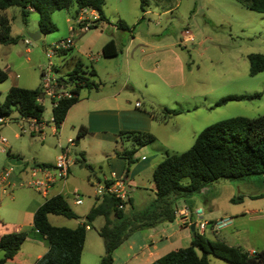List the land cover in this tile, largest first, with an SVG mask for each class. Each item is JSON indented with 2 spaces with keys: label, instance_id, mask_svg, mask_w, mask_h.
Here are the masks:
<instances>
[{
  "label": "rangeland",
  "instance_id": "obj_1",
  "mask_svg": "<svg viewBox=\"0 0 264 264\" xmlns=\"http://www.w3.org/2000/svg\"><path fill=\"white\" fill-rule=\"evenodd\" d=\"M140 5L141 0H105L103 11L109 23L98 21L88 30H76L71 34L69 26L74 18L71 12L56 10L51 15L56 30L42 34L38 40L28 36L38 30V13L32 10L24 17L20 7L7 8L5 14L10 21V35L18 37V40L0 44V67L8 75L0 82V102L11 86L38 87L40 71L48 61L45 50L69 36H74L73 45L81 52L79 57L83 63H97L98 76L93 78L97 82L100 80L105 90L110 89L105 80L111 74H116L117 78L127 76L124 69L117 66V63H125L122 37L118 36L126 39L131 35L112 26L122 20L131 26L132 34L142 40L139 45L143 48L145 63H160L158 74H143L148 84L140 86L142 93L138 94L140 104L137 103V107L150 113L163 106L182 110V113L169 117L166 123L155 122L147 131L156 137L147 145L146 153L148 159L155 156V166L166 152L180 153L189 149L197 134L212 123L235 116L256 117L264 112V71L250 75L248 59L252 53H264V13L250 10L236 0H143L142 8ZM143 10L150 12L143 14ZM185 30L193 36L192 41L184 40ZM109 36L119 40L117 46L120 52L116 57L104 58L99 55V48ZM24 39H29L30 43L26 44ZM87 53L94 57L92 61L86 57ZM51 61L56 68L63 63L60 54H54ZM167 63H173L175 71L171 79L173 86L169 88L160 79L165 76ZM150 77L154 79L153 84ZM86 91L93 90L81 89L80 99ZM253 93H260L261 96L214 106L223 96ZM43 106L42 133H30L27 121L23 120L16 107L7 115L8 122L0 126V136L8 144L3 151L0 142V170L12 167L9 180L19 183L21 177H26L22 171L25 168L35 163L51 164L62 150L66 152L71 164L64 197L71 204V193L76 189L83 205L74 207L79 218L68 219L51 214L49 220L56 226L74 228L85 221L81 210L94 198L93 184L109 172L104 152L113 150L115 144L99 143L90 134L76 140L77 128L73 129L69 118L55 130L49 101L45 100ZM21 126L27 129L26 132ZM116 140L123 142L124 148L131 146L130 142L119 137ZM9 159L20 160L21 163L12 165ZM140 176L146 186L153 182L151 169L141 172ZM154 198L155 194L149 188L135 193L133 208H126V213L142 210ZM39 199H42L40 194L29 186L18 185L8 194L0 189V216L8 218L15 210L29 208ZM189 199H177L173 208L195 202L202 206L203 220L230 218L231 223L217 233L207 226L204 232L209 239L224 238L230 246L239 242L255 248L256 252L264 247V174L243 179H220L207 185L204 192L194 194L192 200ZM178 220L170 224L173 230L180 227ZM102 221L97 218L86 230L80 264H99L104 254V243L97 230ZM35 233L34 230L29 231L30 236ZM188 234L186 229L164 250L188 246ZM198 254H201L200 250ZM2 256L0 251V259ZM208 259L209 264H229L213 255H208Z\"/></svg>",
  "mask_w": 264,
  "mask_h": 264
},
{
  "label": "trees",
  "instance_id": "obj_2",
  "mask_svg": "<svg viewBox=\"0 0 264 264\" xmlns=\"http://www.w3.org/2000/svg\"><path fill=\"white\" fill-rule=\"evenodd\" d=\"M242 6L264 13V0H236ZM143 0H141L142 8ZM105 0H0V44L15 43L18 37L10 35V21L5 10L12 6L21 8L26 17L30 10L38 13V30L49 34L56 30L51 15L54 11L65 9L76 17L82 8L95 10L99 20L108 21L103 7ZM95 26V25H94ZM118 28L129 27L119 20ZM72 48V47H71ZM57 54H64L70 49ZM118 49L114 40L107 41L101 49L103 57L115 56ZM249 74L264 71V53H252L248 56ZM80 66L61 78L75 83L77 97L60 100L51 110V121L57 130L67 114L68 109L78 101L82 88H97L99 83L91 80L93 71L87 72ZM86 73V74H87ZM8 77L6 70L0 67V82ZM40 93L39 86L34 89L11 86L5 98L0 102V115H9L16 107L23 117H35L41 120L44 106L36 101ZM260 93L229 94L219 98L214 106H221L230 101L252 100ZM182 113L180 109L166 106L151 111L153 118L166 121L169 117ZM88 133L86 127L79 126L76 140ZM118 137L130 142L131 146L116 150V154L125 159L123 176L129 172L130 165L136 159L134 153L141 146L151 144L155 136L149 132L126 130L118 132ZM9 154V152H6ZM50 166L47 163H37ZM264 174V112L256 117L235 116L225 118L204 127L196 136L193 145L180 153L166 152L163 159L152 172L155 198L142 210L126 213V208H133V199L129 196L119 209L120 199L108 192L95 198L94 204L84 216L85 221L74 228L56 226L49 221V215L68 219L79 218L65 197L57 194L46 198L33 214L32 228L46 241V252L35 264H80L85 243L86 230L97 218L103 220L97 232L103 239L104 254L99 264H113V253L132 233L150 228L160 222H172L175 219V202L179 198H191L201 189L220 179H243L253 175ZM234 200V199H233ZM176 206V205H175ZM88 227V228H87ZM25 229L5 233L0 237V251L3 256L0 264L12 259L25 241ZM198 250L201 254H198ZM208 255L227 261L229 264H264V247L249 254L239 246H230L220 239H209L196 230L192 232L190 244L167 252L150 264H209Z\"/></svg>",
  "mask_w": 264,
  "mask_h": 264
},
{
  "label": "crops",
  "instance_id": "obj_3",
  "mask_svg": "<svg viewBox=\"0 0 264 264\" xmlns=\"http://www.w3.org/2000/svg\"><path fill=\"white\" fill-rule=\"evenodd\" d=\"M149 12V10H143V14H147ZM99 21L101 22L104 20ZM105 22L109 23V20ZM112 26L117 30L126 31L127 33H129V35H131L130 37L124 39L123 36H118V33H115L119 38L122 37V40L120 41H122L121 43H123L121 44L123 45L122 54L125 58V63H117V66L121 67L122 70L124 69V71L127 73L126 77L117 78L116 74H111L110 77L105 80V84L108 82V84L110 85V89L105 90L104 86H102L101 81L99 80L97 82L93 78L98 76L97 63H88L89 65L87 63H83L79 57L81 52L78 49L75 50L74 45L70 49V51L60 55L63 59V63L60 68H57V72L60 75L65 76L66 74L80 66L82 70L86 71L85 75H89L87 72L93 71L94 75L91 76V80L99 83L97 88H85L87 90L92 89L93 91H86V93L82 95V98H79L78 101L68 109L64 120H67L68 118L72 120L73 129H78L79 126L86 127L88 131L86 135L90 134L93 138H96L97 142L99 143L106 142L115 144V148H112L113 150H111L110 152H104L108 160L109 172L108 174H104L102 180L115 179L123 175L125 159L118 156L115 152L116 150H122L124 148V143L116 140L118 137V132L126 130L147 132L151 130V127L155 122L166 123L165 121L162 122L156 120L155 118H153L150 112L137 107V103L140 104V101L138 100V94L142 93L140 86L142 84H148L147 79L143 76V74L157 73L158 70H160V66L158 67L160 63H145L146 57L143 53V48L139 45L142 40L138 35L132 34L131 26L127 25L129 27L128 29H121L116 25ZM74 32L75 31H69L70 34ZM41 36L42 34L40 35V37ZM111 39L114 40L118 52L115 56L104 58L116 57L120 52L119 47L117 46V42L119 40L116 41V38H114V36H109L100 46L99 55L102 56V46ZM156 47L157 46H155V48ZM86 57L90 61L94 59V57L90 53H87ZM172 67L173 63H167L165 76H161L160 78L167 88L173 86V81H171V79H173L175 71L173 72ZM150 78V81L153 84L154 79L152 77ZM61 125L63 126V124ZM146 153H148L147 145L138 148V150L134 153V158L136 159V161L131 166V169H129V172L125 177V181L129 190V196L132 199L135 193L140 192L143 189L149 188L151 192H154V183L151 182L149 186H146L140 176L141 172L151 169L152 173L153 169L155 168V156H152L150 159H148ZM55 160L51 164H54ZM69 173L70 168L68 176ZM68 176L64 181H57L49 189L46 195H42L39 193L42 199L37 200L31 207L25 208L23 210L17 209L13 212L12 216H7L8 218H3L0 216V237L5 233L19 231L24 228L27 229L26 239L22 243L20 249L18 250L16 255L12 259L7 260L5 264H35V262L46 252L47 243L45 239L32 228L33 214L46 198L57 194H61L63 196L66 194V181L68 179ZM205 188L206 187L202 188L200 193L204 192ZM10 192H12V190ZM95 198L96 196L94 195V198L88 204H86V206L82 207V215L85 216L87 211L94 204ZM71 199L72 203L69 205L78 214V211L75 210L74 207L82 206L83 203L76 205L73 203V197ZM189 200H192V197ZM182 207H187L191 212L190 223L187 224L186 222L181 221L178 217H175L173 221H177V218L179 219L178 222L180 224V227L178 229L173 230L170 227V224H172L173 221H164L157 223L153 227L135 231L118 248H116L113 253V264H150L155 259L169 252L170 250L164 249L169 244L173 243L174 238L175 240L178 239L177 235L181 236V234H183V231H185L186 229L189 231L188 241L190 242L192 236L190 227L194 224V229L196 230L195 223L198 220L196 215L194 214V210L202 208V206L198 203L193 202L188 204V206H177L176 209H180ZM216 219L217 218L213 219V221ZM81 223L82 222H80L79 224ZM30 230H34V232L39 235V238L36 233L35 235L32 234L30 236ZM217 232L218 230L213 233ZM203 234L205 235V232ZM217 239L226 242L224 238ZM235 246H239L248 252L255 251V248L246 246L245 244H239V242ZM177 248L179 247H176L174 249Z\"/></svg>",
  "mask_w": 264,
  "mask_h": 264
},
{
  "label": "built area",
  "instance_id": "obj_4",
  "mask_svg": "<svg viewBox=\"0 0 264 264\" xmlns=\"http://www.w3.org/2000/svg\"><path fill=\"white\" fill-rule=\"evenodd\" d=\"M99 21L98 13L90 8H82L79 14L73 18L72 23L69 26V31L73 32L76 30H88ZM184 40L192 41L193 36L188 30L184 31ZM26 44L30 43L29 39H24ZM74 39L69 36L63 40L54 42L50 48L45 50V57L47 63L42 67L40 71V93L36 96V101L40 105H44V101L48 100L51 106H57L60 100L71 99L77 97L75 90V83L73 81L63 80L57 72V68L51 61V57L54 54L60 53L61 51L67 50L73 47ZM79 97V95H78ZM23 120L27 121L28 129L30 133L39 132L42 133L43 123L41 120L35 117H26ZM8 122L6 115H0V126ZM23 132H26V128L21 126ZM0 142L3 145L2 150L5 151L8 146L7 140L0 136ZM71 160L68 154L63 150L57 156L54 164L50 166H42L37 163L25 168L23 171L25 178L21 177L19 183H14L9 180L13 169L0 170V189L2 193L8 194L15 187L29 186L35 191L42 195H46L49 189L57 182L64 181L69 172ZM93 192L96 197L101 196L103 193L108 192L113 194L115 197L120 199L121 203L118 204V208H123V201L128 197V187L125 181V177L122 175L115 179H103L98 180L97 183L93 184ZM73 203L78 205L82 203V198L76 189L72 191ZM175 217H178L181 221L187 224L191 221V212L187 207L175 209ZM194 214L197 217L195 223L196 229L200 234H203L207 226H210L211 231L216 232L217 230L226 227L231 223L230 218H220L214 221H206L202 219L203 210L198 208L194 210ZM88 228V227H87ZM256 251H249V254H255Z\"/></svg>",
  "mask_w": 264,
  "mask_h": 264
},
{
  "label": "water",
  "instance_id": "obj_5",
  "mask_svg": "<svg viewBox=\"0 0 264 264\" xmlns=\"http://www.w3.org/2000/svg\"><path fill=\"white\" fill-rule=\"evenodd\" d=\"M40 31L37 30L36 32H33V33H29L28 36L32 39V40H38L40 38ZM9 163L12 164V165H16V164H20L21 161L20 160H16V159H9ZM190 230L193 232L195 229H194V224L191 225L190 227Z\"/></svg>",
  "mask_w": 264,
  "mask_h": 264
}]
</instances>
